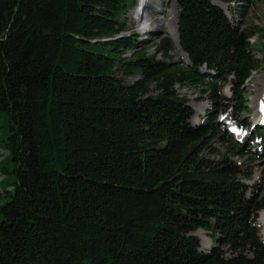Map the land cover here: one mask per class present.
Here are the masks:
<instances>
[{"label": "trees", "instance_id": "16d2710c", "mask_svg": "<svg viewBox=\"0 0 264 264\" xmlns=\"http://www.w3.org/2000/svg\"><path fill=\"white\" fill-rule=\"evenodd\" d=\"M175 1L181 66L170 38L149 54L124 35L137 0H0V264H264L253 173L210 157L250 143L192 126L176 90L238 120L264 43L214 0Z\"/></svg>", "mask_w": 264, "mask_h": 264}, {"label": "rangeland", "instance_id": "374dc122", "mask_svg": "<svg viewBox=\"0 0 264 264\" xmlns=\"http://www.w3.org/2000/svg\"><path fill=\"white\" fill-rule=\"evenodd\" d=\"M147 0H140L138 7H133L125 16L128 31L125 36L137 35L139 48L148 49L149 54H155L158 50L161 42L167 38H170L174 44V51L170 57L173 62L181 66L182 64L189 63L188 59L179 51L177 46L178 41V18L179 7L175 0H151L149 6L155 7L157 13V30L155 28L149 29V17L148 14H141L140 6L145 4ZM214 5L219 7L232 23L241 29L250 28L252 32L258 33V36L253 37L251 44L254 46L259 43H264V0H214ZM146 5V4H145ZM141 19L140 30L136 18ZM156 30V31H155ZM256 58L261 62V66L258 70L251 73L249 79L241 89L242 101L241 106L244 108V113L239 114L235 119L229 109L225 111L224 107H220L218 103H214L211 98V93L208 90L194 89V88H181L177 86L176 90L178 94L185 97L189 106L193 112L191 125L196 127L205 120L214 116L216 123L220 124V130L225 131L226 128L232 124H236L241 129L244 137H238L237 140H243L245 137L255 132L254 128L259 127V121L261 115L258 111L259 102H264V57L258 53L259 51H252ZM127 57L130 56L128 53ZM207 73L206 69L202 70ZM135 79H129L128 83H133ZM222 95L225 98L230 99L232 93L230 86L227 84L223 87ZM245 95V96H244ZM5 121L1 120L0 125H4ZM250 127V128H249ZM213 148L218 152V156H210L212 159L219 161L222 157L228 158L230 161L238 163L244 169H248L253 173V179L248 182L249 187L260 188V196L264 197V150L256 149V147H246L245 157L241 154L234 152L230 147L225 146L222 141H216L213 144ZM248 154V155H247ZM0 161L6 156V153H2ZM264 212V211H263ZM264 213L261 214L260 219L257 222V230L264 241V228H260L259 221L263 218ZM259 227V228H258ZM264 227V226H263ZM196 236L201 242V250H210L213 245H216L217 236L209 235L205 231H198Z\"/></svg>", "mask_w": 264, "mask_h": 264}, {"label": "bare ground", "instance_id": "6f19581e", "mask_svg": "<svg viewBox=\"0 0 264 264\" xmlns=\"http://www.w3.org/2000/svg\"><path fill=\"white\" fill-rule=\"evenodd\" d=\"M146 4V5H145ZM145 4H142L141 6H142V12L140 13V16H141V14H148V17H149V23H150V25L148 26L149 27V29H151V28H155L156 30H157V16L155 15L156 13H157V10L155 9V7H153V6H149V8H147L148 7V4H147V1H146V3ZM140 6V7H141ZM146 9V10H145ZM147 11V12H146ZM136 21H137V23H138V27H139V29L140 30H143V31H145V29H142L141 28V19H139L138 17L136 18ZM155 30V31H156ZM180 51V50H179ZM181 52V51H180ZM184 55V54H183ZM185 56V55H184ZM186 57V56H185ZM262 213H264V212H262ZM262 213H260V216H261V214ZM263 218H264V216H263ZM259 219H260V217H259ZM261 222V224H259L260 226V228H264L263 226H264V219H261V221H259V223ZM258 227V228H259ZM198 238V237H197Z\"/></svg>", "mask_w": 264, "mask_h": 264}, {"label": "water", "instance_id": "95a60500", "mask_svg": "<svg viewBox=\"0 0 264 264\" xmlns=\"http://www.w3.org/2000/svg\"><path fill=\"white\" fill-rule=\"evenodd\" d=\"M196 237V235H194Z\"/></svg>", "mask_w": 264, "mask_h": 264}, {"label": "snow or ice", "instance_id": "6c2138e0", "mask_svg": "<svg viewBox=\"0 0 264 264\" xmlns=\"http://www.w3.org/2000/svg\"><path fill=\"white\" fill-rule=\"evenodd\" d=\"M262 122H264V121H262Z\"/></svg>", "mask_w": 264, "mask_h": 264}]
</instances>
